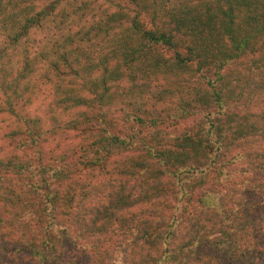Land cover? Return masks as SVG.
Wrapping results in <instances>:
<instances>
[{"label":"trees","instance_id":"trees-1","mask_svg":"<svg viewBox=\"0 0 264 264\" xmlns=\"http://www.w3.org/2000/svg\"><path fill=\"white\" fill-rule=\"evenodd\" d=\"M0 264H264V0H0Z\"/></svg>","mask_w":264,"mask_h":264}]
</instances>
